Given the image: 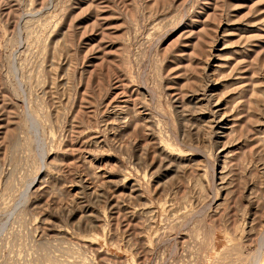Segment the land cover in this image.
Masks as SVG:
<instances>
[{"label": "rangeland", "instance_id": "rangeland-1", "mask_svg": "<svg viewBox=\"0 0 264 264\" xmlns=\"http://www.w3.org/2000/svg\"><path fill=\"white\" fill-rule=\"evenodd\" d=\"M0 264H264V0H0Z\"/></svg>", "mask_w": 264, "mask_h": 264}, {"label": "bare ground", "instance_id": "bare-ground-1", "mask_svg": "<svg viewBox=\"0 0 264 264\" xmlns=\"http://www.w3.org/2000/svg\"><path fill=\"white\" fill-rule=\"evenodd\" d=\"M228 242H229V244H232V240H231V239H230V240L228 239ZM259 257H260V256H258V255L255 257L256 261H258ZM254 262H255V261H254ZM255 263H256V262H255Z\"/></svg>", "mask_w": 264, "mask_h": 264}]
</instances>
